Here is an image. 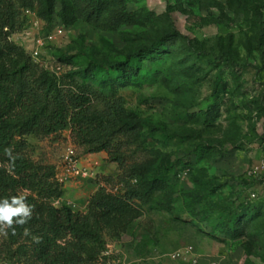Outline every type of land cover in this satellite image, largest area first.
I'll return each mask as SVG.
<instances>
[{
	"label": "rangeland",
	"instance_id": "1",
	"mask_svg": "<svg viewBox=\"0 0 264 264\" xmlns=\"http://www.w3.org/2000/svg\"><path fill=\"white\" fill-rule=\"evenodd\" d=\"M93 2L0 6V72L28 66L8 94L25 86L38 95L49 83L88 92L89 125L106 134L121 123H106L103 98L121 97L124 116L135 124L110 138L123 166L103 150L89 152L70 130L15 136L26 144L16 148L28 175L18 195L33 198L40 223L25 224L15 241L0 226V264H41L32 248L55 235L52 209L61 206L98 236L76 247L81 264H186L190 256L200 264H264V170L253 173L264 158V0H107L98 18L90 17ZM171 23L180 35L133 61L137 76L110 70L167 34ZM56 26L63 35L39 59L20 47L22 33ZM197 53L214 55L218 64L199 66ZM67 147L95 169L94 178L64 176ZM89 154L101 156L91 162ZM0 167L10 171L7 160ZM104 194L127 198L129 207L103 215ZM187 248V258H170Z\"/></svg>",
	"mask_w": 264,
	"mask_h": 264
},
{
	"label": "trees",
	"instance_id": "2",
	"mask_svg": "<svg viewBox=\"0 0 264 264\" xmlns=\"http://www.w3.org/2000/svg\"><path fill=\"white\" fill-rule=\"evenodd\" d=\"M106 1L94 0L89 12L90 17L102 16ZM6 3L7 0H0V6ZM7 25H10V29ZM3 27L5 28V35L9 37L12 34V23L6 21L3 23ZM170 27L167 34L159 36L150 45L144 46L140 53L126 57L124 62L111 64L110 70L127 78L137 76L140 72V65L132 64L133 61H142L145 59L142 58L145 55H150L164 48L166 39L180 35L173 23L170 24ZM224 56L226 60H230L228 54H224ZM196 61L199 66L216 65L219 58L209 53H197ZM27 70L28 66L22 65L11 72L8 70L0 72V159L10 163V171L0 167V199L19 196L18 191L27 187L28 175L23 171L25 164L17 150L19 146L24 147L26 144L24 140L22 143L15 141V136L33 132L37 128L44 129L47 134H57L64 130H70L78 141L91 146L89 152L103 150L109 155L110 161L123 166V155L119 153L120 149L113 152V144L110 140L116 133L121 130L124 131L125 127L126 130L133 131L135 129V124L124 116L126 111L123 99L121 97L103 98L104 108L102 112L106 123H121L118 132L112 131L106 134L103 130L89 125V112L93 106V97L88 92H74L49 83L38 95L26 90L25 86H20L16 92L8 94L7 86L21 77ZM5 149L11 150V156L15 158L14 160L9 157ZM136 195L133 192L130 198ZM26 201L33 206L34 211L33 198L26 196ZM98 207L103 215L123 214L129 204L127 198L104 194L99 200ZM52 215L55 235H44L33 246L34 255L41 264H81V258L75 251L76 247H85L87 241L97 240L96 232L91 231L84 223L80 222L68 206L52 209ZM28 222L40 223L38 218L33 216V212L32 218ZM24 226L13 224L8 235L12 241L16 240L17 234L23 230ZM229 228L231 227L229 226ZM217 231L219 232V230ZM59 240H63L64 245H61ZM74 242L76 245L70 248Z\"/></svg>",
	"mask_w": 264,
	"mask_h": 264
},
{
	"label": "built area",
	"instance_id": "3",
	"mask_svg": "<svg viewBox=\"0 0 264 264\" xmlns=\"http://www.w3.org/2000/svg\"><path fill=\"white\" fill-rule=\"evenodd\" d=\"M30 32H24L20 36V47L28 53L31 58L39 59L41 57V52L43 47L55 41L58 37L63 35V29L60 26H56L53 29L46 31L44 34L42 32H34L32 34ZM64 168L65 174L67 175H75L82 178H94L97 172L93 169L92 166L83 165L76 156V152L73 147H67L66 154L64 158ZM264 170V158L259 160L258 165L254 168V174H259ZM63 180V179H61ZM252 198L258 196V193H251ZM191 252V248H187L186 251H174L170 254V258L174 260H180L187 258V254ZM186 264H200L194 256H190ZM213 264V263H210Z\"/></svg>",
	"mask_w": 264,
	"mask_h": 264
},
{
	"label": "clouds",
	"instance_id": "4",
	"mask_svg": "<svg viewBox=\"0 0 264 264\" xmlns=\"http://www.w3.org/2000/svg\"><path fill=\"white\" fill-rule=\"evenodd\" d=\"M5 152L15 159L10 149H5ZM32 212L33 206L27 203L26 195L0 199V226L11 228L14 223L23 226L32 218ZM27 232L25 229V234Z\"/></svg>",
	"mask_w": 264,
	"mask_h": 264
},
{
	"label": "crops",
	"instance_id": "5",
	"mask_svg": "<svg viewBox=\"0 0 264 264\" xmlns=\"http://www.w3.org/2000/svg\"><path fill=\"white\" fill-rule=\"evenodd\" d=\"M100 156H101V154H99ZM99 155L98 156H96L95 154H89V160L91 161V162H93V161H96V160H98L97 158H99Z\"/></svg>",
	"mask_w": 264,
	"mask_h": 264
}]
</instances>
